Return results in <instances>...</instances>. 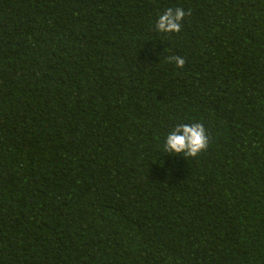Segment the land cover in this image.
Returning <instances> with one entry per match:
<instances>
[{
    "label": "trees",
    "instance_id": "16d2710c",
    "mask_svg": "<svg viewBox=\"0 0 264 264\" xmlns=\"http://www.w3.org/2000/svg\"><path fill=\"white\" fill-rule=\"evenodd\" d=\"M0 264H264V0H0Z\"/></svg>",
    "mask_w": 264,
    "mask_h": 264
},
{
    "label": "clouds",
    "instance_id": "9594fccd",
    "mask_svg": "<svg viewBox=\"0 0 264 264\" xmlns=\"http://www.w3.org/2000/svg\"><path fill=\"white\" fill-rule=\"evenodd\" d=\"M182 8H168L159 15L155 28L158 32L179 33L182 21L186 15ZM169 62H174L178 68H183L186 61L181 56H169ZM209 146V137L202 123L178 124L167 135L165 151L184 157H197L201 152L206 151Z\"/></svg>",
    "mask_w": 264,
    "mask_h": 264
}]
</instances>
